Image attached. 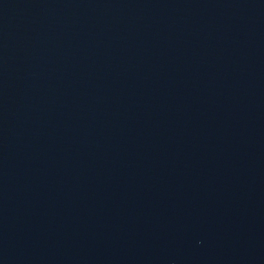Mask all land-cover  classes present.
I'll return each mask as SVG.
<instances>
[{"label":"water","instance_id":"95a60500","mask_svg":"<svg viewBox=\"0 0 264 264\" xmlns=\"http://www.w3.org/2000/svg\"><path fill=\"white\" fill-rule=\"evenodd\" d=\"M0 264H264V0H0Z\"/></svg>","mask_w":264,"mask_h":264}]
</instances>
